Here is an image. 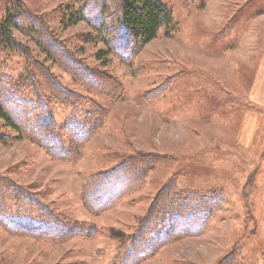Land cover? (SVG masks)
<instances>
[{
    "label": "rangeland",
    "instance_id": "obj_1",
    "mask_svg": "<svg viewBox=\"0 0 264 264\" xmlns=\"http://www.w3.org/2000/svg\"><path fill=\"white\" fill-rule=\"evenodd\" d=\"M162 1L175 26L161 28L126 63L108 53L98 29L76 20L83 0H0V20L20 4L39 22L11 29L21 50L0 49V89L27 100L36 91L59 128L73 112L94 111L100 124L75 160L62 161L0 120V179L92 228L49 240L0 224V264H114L169 184L221 202L200 234L172 240L138 264H264V0ZM84 65L104 86L79 79ZM55 84L69 95L55 94ZM137 155L151 156L143 181L91 212L88 179ZM16 208L8 203L9 212Z\"/></svg>",
    "mask_w": 264,
    "mask_h": 264
},
{
    "label": "trees",
    "instance_id": "obj_2",
    "mask_svg": "<svg viewBox=\"0 0 264 264\" xmlns=\"http://www.w3.org/2000/svg\"><path fill=\"white\" fill-rule=\"evenodd\" d=\"M76 20H85L98 29L108 53L126 63L154 39L161 28L168 33L175 26L172 12L162 0H83ZM26 23L34 26L39 22L20 4L13 6L0 20V49L21 50L13 39L11 29H21ZM28 29L44 37L42 30L36 31L30 26ZM48 36L45 39L50 43L51 36ZM52 46L58 49L56 44ZM75 73L92 89L96 90L104 84L99 73L85 65L76 69ZM55 86V94L69 95L58 84ZM4 89H0V120L21 136H28L54 159L75 160L80 147L100 126L94 111H91L84 118L73 112L72 117L59 128L48 102L36 96V91L34 99L27 100L19 97L16 91ZM150 157L130 156L89 178L83 190L87 208L93 213H100L138 186L152 168ZM10 201L17 205L15 211H8ZM220 202L214 194L192 195L178 191L172 184L167 185L151 203L147 213L140 217L133 233L121 243L114 264H138L172 240L200 234ZM0 224L11 233L49 240L87 235L92 231L83 223L62 219L33 194L2 179Z\"/></svg>",
    "mask_w": 264,
    "mask_h": 264
}]
</instances>
